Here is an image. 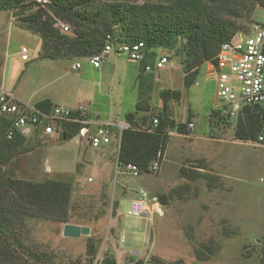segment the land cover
Instances as JSON below:
<instances>
[{
  "label": "rangeland",
  "instance_id": "1",
  "mask_svg": "<svg viewBox=\"0 0 264 264\" xmlns=\"http://www.w3.org/2000/svg\"><path fill=\"white\" fill-rule=\"evenodd\" d=\"M254 20L264 26V7H257ZM15 22L21 24L19 18ZM15 28L19 35L12 41V47L20 51L23 39L31 60L23 63L19 56L18 62H14L16 66L11 64L7 91H13L20 78V85L30 79L29 89L17 86L20 94L42 98L47 90H39L36 82L39 83L47 72V79H51L52 64L58 65L57 75L63 74L72 60L41 59L37 34ZM156 52L157 55L165 53L163 49ZM81 61L89 73L84 79L79 74L71 77L75 76L77 83L82 79L85 96L94 90L97 82L100 83L92 107L85 101L79 102L97 123L117 125L125 119L123 112H135L137 105L145 104L149 96H153L155 104L159 93L170 87L185 96L184 101L169 104L174 118L185 111L186 122L191 119L194 128L185 134L173 131L160 171L140 177L124 174L115 158L110 161L111 170L107 172L104 149L92 148L81 136L65 141L59 134L50 142L41 140V146L32 156L20 157L15 169L17 177L39 182L76 173L70 215L81 218L84 224L81 226L90 227L91 233L80 238H66L63 235L65 225L49 219H28L19 230L23 243L38 253H51L55 264H93L95 259L101 262L107 254L115 258L117 264H132L140 259L157 264L150 261L153 257L160 259L162 264H260L264 258V144L236 139L238 118L231 119L233 125L229 127L211 122L213 111L222 110L224 116L227 112L223 110V102L217 100L216 74L207 70L208 63L200 69L196 78L198 85L187 88L179 61L172 56L165 69L157 70L154 60L150 63L152 72L143 73L141 77L137 66L140 64L128 62L126 56L118 52L112 53L100 73L91 69L88 60ZM54 76L55 72L52 78ZM63 82L60 79L57 84L64 92H78L82 96L73 85L66 86ZM200 162L205 165V177L197 179L183 173V168L190 173ZM49 166L54 170L46 174ZM103 177H107L106 180ZM106 186L111 190V200L119 202L116 216L103 198ZM141 189L167 195L185 192H180L184 195L178 197L173 194L174 198L166 206L157 199L163 215L152 210L153 213L145 217L128 216L132 201ZM103 208L107 215L96 223L94 219L101 215ZM90 237L100 239L99 254L91 263L86 254Z\"/></svg>",
  "mask_w": 264,
  "mask_h": 264
},
{
  "label": "trees",
  "instance_id": "2",
  "mask_svg": "<svg viewBox=\"0 0 264 264\" xmlns=\"http://www.w3.org/2000/svg\"><path fill=\"white\" fill-rule=\"evenodd\" d=\"M50 1L44 9L37 6L36 0H0V13L16 11L20 26L41 37V59L88 60L109 42L115 46L143 42L146 59L141 67L145 69L154 62L158 56L156 51L163 49L179 61L187 88L195 83L203 65L215 61L224 43L239 33L250 31L256 24L255 10L258 6L264 7V0ZM57 20L69 24L70 31L59 28ZM182 96L180 90L165 89L160 93L162 105L158 112L153 111L148 102L141 103L135 112L126 114L124 124L127 127L122 131L115 126L106 127L110 137L115 133L108 145L116 144L118 168L132 163L144 174L151 173L148 169L159 153L165 156L170 134L188 132L191 119L187 124L177 122L169 107L171 102H181ZM35 106L43 111L54 107L48 100ZM231 119L229 114L224 116L222 110L210 115L212 123L228 127L233 125ZM11 121L10 117L0 115V264H55L51 253H38L24 244L19 230L28 219L84 225L81 218L70 215L77 174H61L58 179L45 178L39 182L19 179L15 172L19 158L40 145V141L21 132L8 139ZM91 126L80 118L64 121L60 125L63 140L81 136V130ZM262 131L264 106L245 107L235 123L236 139L256 143ZM199 169L206 171L203 162L197 163L190 173L183 168V173L197 179L205 177L207 172ZM103 192V198L116 216L119 202L111 200L109 186ZM180 192L185 191L173 194L178 197L182 195ZM173 194H161L157 199L166 206L174 198ZM105 209L95 217L96 223L107 215ZM87 241L86 254L91 263L99 254L100 239L90 237ZM105 256L101 264H117L115 258ZM151 262L162 264L156 257L151 258ZM260 264H264V258Z\"/></svg>",
  "mask_w": 264,
  "mask_h": 264
},
{
  "label": "built area",
  "instance_id": "3",
  "mask_svg": "<svg viewBox=\"0 0 264 264\" xmlns=\"http://www.w3.org/2000/svg\"><path fill=\"white\" fill-rule=\"evenodd\" d=\"M51 3L50 0H36V4L44 9ZM12 19L17 21L19 18L16 11H11ZM57 26L64 32H69L71 27L60 20ZM145 44H123L115 46L107 43L106 46L96 55L88 59V62L97 69L110 59L112 53L124 54L129 62L143 64L146 59ZM28 50L23 49V54ZM171 61L168 53H162L155 58L154 66L157 70H163ZM211 71L217 74V100L222 101L224 109L232 119L238 118L245 107L264 106V26L259 23L254 24L247 33H239L230 41L221 46L215 61L208 63ZM83 62L76 61L71 69L81 70ZM147 72H152L150 64L145 67ZM198 85V83H196ZM0 115L11 118V127L7 131V138L12 139L17 132H21L27 137H31V132L38 131L40 135L50 137L55 134L62 135L60 125L64 121L73 118H80L86 124H92L88 120V110L85 107L70 109L65 106H54L50 111H43L29 103L22 102L13 94L0 89ZM158 124V120H154ZM107 126L111 124H100L97 133H93L90 128L81 130V137L87 138L91 147L97 149L111 143V137ZM127 125H119L122 131ZM194 124L189 123V129ZM33 134V135H34ZM257 144H264V131H262L256 141ZM164 155L160 152L158 158L150 165L149 172L157 173L160 171ZM126 174L133 177H140L143 171L136 164H127L122 169ZM157 198L151 199L148 192L140 190L137 198L132 201L131 209L127 215L140 217L154 210ZM152 204L150 209L149 205ZM149 260H136L132 264H149ZM151 261V260H150ZM93 264H100L99 259H95Z\"/></svg>",
  "mask_w": 264,
  "mask_h": 264
},
{
  "label": "crops",
  "instance_id": "4",
  "mask_svg": "<svg viewBox=\"0 0 264 264\" xmlns=\"http://www.w3.org/2000/svg\"><path fill=\"white\" fill-rule=\"evenodd\" d=\"M0 16H1L0 17V89H3L6 92L15 95V97H17L22 102L29 103V104L34 105V106L36 104H38L39 102L48 100L53 106H65V107L73 109V110L77 109L78 107L81 106L79 104V102H81V101H85L86 103L90 104V106L92 107V104L94 103L92 101L95 99V95L97 94L96 90L101 85H100V83L97 82L95 87H94V90H92L90 92H87L88 94H87V96H85L86 94H84V92H83L84 90H83V87H82L81 80L84 79L87 76L89 71L85 69L84 65H83V68L81 70H77V71L72 70L71 67L76 61H71L70 65H68L66 67V69L63 71V74L61 73V74H58V75H57V73L60 72V71H58L59 70L58 65L57 64H52L51 65V67H50L51 79H47L48 75H49V72H47L46 76H42L39 79V83L36 82V86L40 87L39 90H43V89L47 90L42 98L35 99L34 98V94H31V95L30 94H27V95L20 94L19 88L17 89V86L20 85V83L22 81V78H20L18 80L17 85L14 86L13 91L12 90H8L7 91V81H8L7 79H8V75H10L11 64H13V66H16V65H14V62H18L17 58H19V56L21 57V61L23 63H28L31 60V57H30V50L24 45V43H23L24 40L23 39L22 40L19 39L22 42L20 51H18V49H16V48L14 49L12 47V41H14V38L17 37V35H19L15 27H19V28H22V27L20 25H18L12 19V14L10 12L1 13ZM29 33H31V32H29ZM31 34L35 35L33 33H31ZM35 36H36L37 46L39 45L38 54H40L41 50H42V39L38 35H35ZM24 48H26L28 50L27 54H23V49ZM103 65H102V67L100 69H97V68H94L90 64V66L92 67L91 69L98 70L99 73L104 68ZM137 66H138V70L140 71V74H139L140 77L142 76L143 73H146V74H150L151 73V72H147L140 65H137ZM180 67H179V69H180ZM207 70L210 73H212V74H216V72L211 71L209 67L207 68ZM181 71H182V69H181ZM54 72H55V76H54L55 78H52ZM74 74L81 75L82 79L78 83L76 82V79H74L75 76L71 77V75H74ZM60 79H63V81H64L63 84L64 85H66V86L67 85H73L77 90L81 91L82 96L80 97V94L78 92L77 93L75 92V94H73V93L72 94H68L67 92H64V90L62 89L61 85L57 84V83H59ZM196 83H198V81H195L194 84H196ZM31 85H32V81L29 79V80H26V82H22V84L20 86L23 87L24 89H25V87H28V89H29L31 87ZM52 86H54V87L51 89ZM216 86H217V74H216ZM169 89H173V88L169 87ZM16 91L18 92V94L16 93ZM160 93H159V97H160ZM184 99H185V96L183 94L182 101H184ZM147 102L150 104L151 108L154 109V111L156 109H160L161 105H162L161 98H159L158 102H156L154 104L153 103L154 102L153 101V96H149ZM129 113H131V112H129ZM126 114H128V112L127 113L123 112L124 116H126ZM185 118H186V112L185 111L183 113L179 114V117H175L177 122L187 124ZM88 120L92 122V126L90 127L91 131L93 133H97L99 131L100 124L93 120V118L91 117V112L90 111L88 112ZM191 122L193 123L192 120H191ZM110 123L113 124L112 122H110ZM122 124H124L123 120L121 122H119L117 125L114 124V126L118 127L119 125H122ZM193 128L192 129H188V132H191L193 130ZM114 132H116V131H114ZM55 135H59V134H55ZM114 135H115V133H113L111 135V137H113ZM53 136L44 137V136H42L40 134L39 135H35L34 134L33 138H34V141L46 140L47 142H50L51 138ZM84 139H86L88 141L87 138H84ZM113 140H114V137H113L112 141ZM88 145L90 146L89 141H88ZM40 146H41V144L37 145L36 148H34L35 150L33 149L30 153L27 154V156H30V155L32 156L33 153H34L33 151L36 152L39 149ZM101 148H103L104 151H105V153L103 154L104 155L103 156L104 168H106V167L109 168V169H107V172H109L111 170L110 169V165H111L110 161L113 160L112 158H115V160H117L118 151H117L116 147L114 146V143H112L111 145H104ZM110 155H112V156L110 157L111 159L109 160L108 158H109ZM165 158H166V153H165L164 160H165ZM164 160H163V162H164ZM19 162H20V158H19L18 164H19ZM163 162H162V165H163ZM53 170H54L53 167L49 166L47 168V170H46V174L47 173H52ZM199 171L202 172V173L205 172V171H203L201 169H199ZM124 174H125V172H124ZM103 178H104V180H106L107 177H103ZM145 191H147V190H145ZM138 192L136 193V197L135 198H137ZM148 194H149L151 199L158 198V196L161 195L160 192L159 193H150V192H148ZM160 206L161 205L158 202H156L155 205H154V212H156V214L160 213L161 215H163L164 211H163V208L162 209L160 208ZM149 207L151 209L152 208V204H150ZM157 207L160 208V209H157ZM148 213H153L152 209L150 211H148ZM148 213H145L143 215V217L147 216Z\"/></svg>",
  "mask_w": 264,
  "mask_h": 264
},
{
  "label": "water",
  "instance_id": "5",
  "mask_svg": "<svg viewBox=\"0 0 264 264\" xmlns=\"http://www.w3.org/2000/svg\"><path fill=\"white\" fill-rule=\"evenodd\" d=\"M91 233V228L87 226L67 224L63 228V235L66 238H80L81 236H88Z\"/></svg>",
  "mask_w": 264,
  "mask_h": 264
}]
</instances>
